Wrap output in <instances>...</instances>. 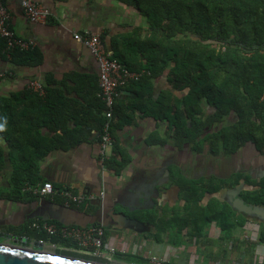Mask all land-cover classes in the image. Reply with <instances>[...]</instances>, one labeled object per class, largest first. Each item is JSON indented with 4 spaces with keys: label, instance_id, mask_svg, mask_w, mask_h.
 I'll return each instance as SVG.
<instances>
[{
    "label": "trees",
    "instance_id": "1",
    "mask_svg": "<svg viewBox=\"0 0 264 264\" xmlns=\"http://www.w3.org/2000/svg\"><path fill=\"white\" fill-rule=\"evenodd\" d=\"M117 1L147 20L146 35L142 34L143 29H137L116 42L113 59L141 74L129 85L140 86L142 90L145 86L151 88L152 80L168 71V82L177 92H163L156 100L149 95L151 105L145 113L171 121L177 144H192L197 154L209 146L212 156L234 155L253 144L264 155V0ZM6 44L5 39L0 38V57L4 60L19 66L42 64L37 49L24 52L15 48L8 58ZM4 77L5 74L0 76V84ZM75 78L86 83L83 97L89 98L87 102L95 108L94 129L100 136L107 119L105 103L98 96V77ZM55 82L49 78L48 86ZM45 91L42 96L27 87L10 98L0 95V125L4 126L0 131V176L9 161L15 194L22 195L27 186L46 183L38 172L41 160L49 152L68 150L84 139L79 131H66L53 138L42 135L46 127L63 130L67 121L63 118L66 96L56 88L47 87ZM141 93L144 92L138 93L137 104L145 103ZM122 102L118 98L113 109L112 154L104 162L117 176H121L130 163L119 145L117 132L132 122L129 112L139 110L136 103L124 106ZM205 105L211 106L214 112L207 114ZM232 114L236 117L235 123L224 126L226 118ZM89 130L91 134L92 129ZM5 144L9 146V153ZM242 183L246 186L242 199L264 207V178L254 180L245 173H236L229 179H181V195L187 203L183 223L191 239H197L204 224L209 226L215 222L222 231L230 233L246 225L248 219L235 211L225 198L219 197L224 190H233ZM27 194L32 200L37 198L32 192ZM49 223L61 226L54 221ZM33 225L30 223L31 227ZM49 237L45 232L38 236ZM52 238L58 243L63 240ZM260 240L264 242V230ZM67 243L69 241L64 244Z\"/></svg>",
    "mask_w": 264,
    "mask_h": 264
},
{
    "label": "crops",
    "instance_id": "2",
    "mask_svg": "<svg viewBox=\"0 0 264 264\" xmlns=\"http://www.w3.org/2000/svg\"><path fill=\"white\" fill-rule=\"evenodd\" d=\"M32 1L51 12L48 20L31 23L20 1H8L10 28L16 38L32 43L29 49L20 50L27 52L37 49L42 56V64L37 67L19 66L0 57V72L5 74L0 84V95L10 98L29 87L31 82L39 83L44 90L47 87L59 89L66 96L63 107V118L67 120L64 123L65 130L54 131L46 127L42 129V135L53 138L66 131H79L84 139L68 150L54 149L41 160L39 176L46 183L53 184L54 195L34 193L37 185L42 186L43 183L27 186L22 195L13 193V168L7 162L0 176V233L18 236L29 234L33 235V239H38L41 231L31 229L30 223L54 221L61 226L83 229L101 226L105 228L104 251L108 256V259L102 260H112V249L129 254L132 248L135 250L139 246L140 249H147L148 255L157 261L164 254L160 250L162 245L170 244L172 234H189L183 223L187 213L175 208L181 203V179H229L236 173H245L255 180L264 178V155L259 153L255 145L248 144L238 153L228 156H212L209 146L205 147L206 151L197 154L193 152L192 144H177L171 121L145 113L151 105L148 102L149 95L156 100L163 92L177 93L168 82V71L152 80L151 88L145 86L142 90L140 86L129 85L131 82L126 85L127 88L124 87L119 98L124 106L134 105L140 92H144L141 94L145 97V103H136L139 110L129 112L133 117L132 122L117 132L119 145L130 159L129 165L121 176L108 170L101 157L99 134L94 129L95 108L90 107L87 102L89 98L83 97L86 83H80L75 78L85 76L95 79L99 75V66L77 35L82 37L87 32L101 35L113 58L116 42L122 36L137 29H143L142 34L146 35L147 20L117 0ZM49 78L56 82L48 86ZM205 106L207 114L214 112L211 106ZM72 115L74 118H71ZM235 121L236 117L232 114L223 125ZM5 147L9 153L8 144ZM111 154H108L107 159ZM229 191L225 190L219 197L226 199ZM29 192L37 198L30 199ZM64 192H71L75 196L92 194L96 198L82 205L68 207L65 205ZM252 223L253 220L248 219L244 227L248 234L259 229H247V225ZM53 237L63 240L58 243L50 236L51 244L62 245L69 252L76 251L80 255L77 258H93L80 251L81 247L73 240L60 235ZM246 237L248 239L247 234ZM66 241L69 243L64 244ZM173 241L176 242V238ZM260 254L264 253L261 251ZM126 262L116 261L118 264Z\"/></svg>",
    "mask_w": 264,
    "mask_h": 264
},
{
    "label": "built area",
    "instance_id": "3",
    "mask_svg": "<svg viewBox=\"0 0 264 264\" xmlns=\"http://www.w3.org/2000/svg\"><path fill=\"white\" fill-rule=\"evenodd\" d=\"M8 1H20L22 8L31 23H38L48 20L51 12L32 0H0V38L6 41V54L10 58V52L15 49L27 50L31 47L32 43L22 41L16 38L14 32L10 28V13L8 11ZM77 37L83 42V44L89 49L91 54L95 57L99 66L98 85H99V97L103 100L106 106L104 113L107 122L103 133L100 138V149L102 160H106L108 154L112 151V138L110 134V121L113 117V109L118 98L122 95L124 87L134 81L138 80L141 76L140 73L130 71L125 65L111 58L108 53L101 35L87 32L82 37ZM0 76L4 74L0 72ZM29 88L44 95V87L37 82H31ZM37 189L34 190L35 194L41 195H54L55 191L53 184L45 183L42 186L37 185ZM42 187V188H41ZM65 205L70 207L72 205H82L85 202L92 201L96 196L92 194H86L83 196H75L71 192L63 193ZM104 195L101 193V198ZM33 227L41 232L47 233L49 236L60 235L65 239L73 240L79 247L89 249L94 258H107V254L104 253L105 249V229L101 226H95L89 229H83L78 227L69 228L67 226H57L56 224L49 222H41L40 224H34ZM111 254L115 253V249L110 251Z\"/></svg>",
    "mask_w": 264,
    "mask_h": 264
},
{
    "label": "rangeland",
    "instance_id": "4",
    "mask_svg": "<svg viewBox=\"0 0 264 264\" xmlns=\"http://www.w3.org/2000/svg\"><path fill=\"white\" fill-rule=\"evenodd\" d=\"M242 184L244 185V183ZM244 187L246 186L244 185ZM180 199L181 203L178 204L179 206H175V208L179 212H185L187 203L182 195ZM171 220L175 221L176 219L171 218ZM253 223L247 225V229H252L253 227L254 229H259L256 232H249V234L248 230L244 229L245 226L243 228H235L230 233L228 231H222L215 222L209 226L204 224L203 232L198 233L196 240L191 239L189 234L174 233L170 237V244L165 243L161 249L159 248L164 254L157 261H154L148 255L147 249H140L139 246H136L135 250L132 248L129 254L120 253L121 251L118 250L114 254H111L112 260L108 262L93 259L89 256V258L84 259L111 264L116 263V261H119V263L127 261L125 264H264V254H260L261 251L264 253V242L262 243L260 240L264 226L256 220H253ZM246 234L248 235V239ZM241 235L243 236L239 239ZM162 238L164 239L163 233ZM174 238L177 241L171 242ZM185 238L189 240L187 241ZM0 242L5 243L6 240L0 239ZM9 243L13 244L14 241L10 240ZM52 247L50 242L46 243L47 250L54 251ZM58 248V251L69 254V256H80L76 251H66V248H63L62 245H58ZM80 251L93 256L91 251L87 249L80 248ZM104 253L106 254L105 251Z\"/></svg>",
    "mask_w": 264,
    "mask_h": 264
},
{
    "label": "water",
    "instance_id": "5",
    "mask_svg": "<svg viewBox=\"0 0 264 264\" xmlns=\"http://www.w3.org/2000/svg\"><path fill=\"white\" fill-rule=\"evenodd\" d=\"M243 189L242 184L230 190L227 202L247 219L264 223V207L246 203L241 197ZM222 193H225V190ZM0 239L14 241L13 244L0 242V264H108L44 250L43 244L33 242L28 237L0 233Z\"/></svg>",
    "mask_w": 264,
    "mask_h": 264
},
{
    "label": "flooded vegetation",
    "instance_id": "6",
    "mask_svg": "<svg viewBox=\"0 0 264 264\" xmlns=\"http://www.w3.org/2000/svg\"><path fill=\"white\" fill-rule=\"evenodd\" d=\"M205 151H206V150H205ZM30 228L33 229V230L36 229V228L33 227V226H32V227L30 226ZM104 229H105V228H104ZM23 237H28V236H23ZM28 238H31L33 242H38V243L43 244V249H44V250H47V249H46V243H47V242H50L49 238H47V239H46V238L33 239V236H32V237H28ZM35 238H36V237H35ZM50 243H51V242H50ZM52 246H53L52 248H53V250H54V251L51 250L52 252H56V253H58V254H64V255H68V256H69V254L62 253V252L58 251V249H59V248H58V245H53V244H52ZM65 250H66V251H69L68 249H65ZM47 251H49V250H47ZM71 256H73V255H71ZM75 256H76V255H75ZM75 256H73V257H75ZM103 258H104V257H101V258H94V257H93V259H100V260H102ZM90 261H92V260H90ZM103 261H107V260L105 259V260H103ZM109 261H111V260H109ZM94 262H100V261H96V260H94ZM107 262H108V261H107ZM101 263H104V262H101ZM108 264H111V263H108ZM113 264H118V263H113Z\"/></svg>",
    "mask_w": 264,
    "mask_h": 264
},
{
    "label": "clouds",
    "instance_id": "7",
    "mask_svg": "<svg viewBox=\"0 0 264 264\" xmlns=\"http://www.w3.org/2000/svg\"><path fill=\"white\" fill-rule=\"evenodd\" d=\"M3 128H4V126H3V125H0V131H2V130H3Z\"/></svg>",
    "mask_w": 264,
    "mask_h": 264
}]
</instances>
